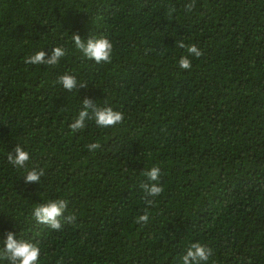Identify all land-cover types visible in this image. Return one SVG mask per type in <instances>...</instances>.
<instances>
[{
  "label": "trees",
  "instance_id": "1",
  "mask_svg": "<svg viewBox=\"0 0 264 264\" xmlns=\"http://www.w3.org/2000/svg\"><path fill=\"white\" fill-rule=\"evenodd\" d=\"M189 2L0 0V248L11 231L38 244L37 264H182L199 242L206 264H264V0ZM74 33L107 36L111 63L83 56ZM181 40L203 53L188 70ZM57 46L56 65L24 62ZM86 98L123 122L73 132ZM17 145L23 168L7 159ZM154 166L164 191L149 206ZM32 169L44 175L26 183ZM55 199L68 201L60 230L33 215Z\"/></svg>",
  "mask_w": 264,
  "mask_h": 264
},
{
  "label": "clouds",
  "instance_id": "2",
  "mask_svg": "<svg viewBox=\"0 0 264 264\" xmlns=\"http://www.w3.org/2000/svg\"><path fill=\"white\" fill-rule=\"evenodd\" d=\"M196 0H190L185 5V11H191L195 7ZM72 40L74 41L75 48L79 50L83 56L90 60L99 63H111L113 44L107 36H90L89 38L82 39L79 34H73ZM180 48H185L187 55L179 59V67L181 69H191L192 62L190 56L197 58L203 55L202 51L195 45H186L182 40L176 41ZM66 55V50L57 46L52 48L51 55L47 56L43 50L37 51L34 55L26 57L24 62L30 65H56L60 59ZM47 56V58H46ZM58 82L64 89L72 91L78 87L76 77L71 74H64L58 78ZM85 83L79 84V87H85ZM86 120H94L96 125L102 128L113 127L124 120V114L121 111L114 110L111 107H100L93 103L90 99H84L83 108L78 116L69 125L73 132L83 129ZM100 147L99 143H90L87 145L89 151L94 152ZM14 154L8 153V162L12 165L23 168L29 160V153L24 150L21 145L14 148ZM43 170L32 169L27 172L25 182H39L43 176ZM147 182L142 183L140 187L144 192L145 203L149 206L153 204V200L149 197L159 196L163 191V187L159 184L160 169L152 167L149 171L145 172ZM68 205L65 199H55L47 203L40 204L34 209V217L37 222L48 225L51 229L60 230L62 225L60 218L63 216ZM68 222L75 219L74 215L67 218ZM137 224L146 225L149 222V213L147 208L143 215H140L136 221ZM14 233L9 231L6 240L3 241L4 247L0 248V260L7 261V264H37L40 257V248L38 244L24 239H15ZM212 255V249L202 245L199 242L192 243L186 254L182 257V264H206L209 257Z\"/></svg>",
  "mask_w": 264,
  "mask_h": 264
}]
</instances>
